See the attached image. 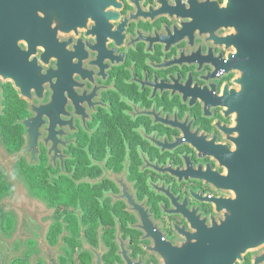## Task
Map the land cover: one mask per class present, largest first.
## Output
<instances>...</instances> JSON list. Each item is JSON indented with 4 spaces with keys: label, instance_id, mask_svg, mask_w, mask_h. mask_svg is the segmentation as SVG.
<instances>
[{
    "label": "flooded vegetation",
    "instance_id": "flooded-vegetation-1",
    "mask_svg": "<svg viewBox=\"0 0 264 264\" xmlns=\"http://www.w3.org/2000/svg\"><path fill=\"white\" fill-rule=\"evenodd\" d=\"M228 2L89 0L32 30L5 6L0 146L22 195L0 206V264H233L230 241L199 237L234 197Z\"/></svg>",
    "mask_w": 264,
    "mask_h": 264
},
{
    "label": "water",
    "instance_id": "water-1",
    "mask_svg": "<svg viewBox=\"0 0 264 264\" xmlns=\"http://www.w3.org/2000/svg\"><path fill=\"white\" fill-rule=\"evenodd\" d=\"M88 1L0 0V15L9 3L13 30L20 28L16 24L21 13L29 18L32 30L37 13L52 16L59 9H70ZM238 1L230 0V7L225 10L230 13L224 27H232L234 34L224 41L235 50L230 57L239 77L234 81L238 90H231L230 102L235 113V127L230 130L233 136L229 137L234 150L223 155L221 164L227 168V174L220 176V187L230 188L234 197L219 199L222 219L199 235L203 241H230L234 248L233 264L246 251L264 245V0Z\"/></svg>",
    "mask_w": 264,
    "mask_h": 264
},
{
    "label": "rangeland",
    "instance_id": "rangeland-1",
    "mask_svg": "<svg viewBox=\"0 0 264 264\" xmlns=\"http://www.w3.org/2000/svg\"><path fill=\"white\" fill-rule=\"evenodd\" d=\"M9 156L6 155L2 147L0 146V168L1 162H4L3 174L6 178V181L13 187V195L9 198L4 199L0 202V206H9L10 204L16 205L18 208L20 207L19 201L21 200L22 195V186L20 182L14 177L13 174V162H9Z\"/></svg>",
    "mask_w": 264,
    "mask_h": 264
}]
</instances>
